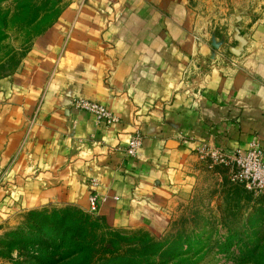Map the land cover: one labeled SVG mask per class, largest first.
<instances>
[{
    "label": "crops",
    "instance_id": "1",
    "mask_svg": "<svg viewBox=\"0 0 264 264\" xmlns=\"http://www.w3.org/2000/svg\"><path fill=\"white\" fill-rule=\"evenodd\" d=\"M197 10L187 0H71L0 77V222L48 206L88 212L96 193L109 226L160 231L183 202H242L227 168L196 150L264 144V2L226 69L211 67L212 37H196ZM73 97L119 122L98 124L70 107ZM137 131L138 156L114 151Z\"/></svg>",
    "mask_w": 264,
    "mask_h": 264
},
{
    "label": "rangeland",
    "instance_id": "2",
    "mask_svg": "<svg viewBox=\"0 0 264 264\" xmlns=\"http://www.w3.org/2000/svg\"><path fill=\"white\" fill-rule=\"evenodd\" d=\"M17 2L5 0L1 3V12L8 13V17L6 25L0 26V77L13 74L21 67L40 33L58 14L68 9L71 0H23L32 5L28 14L18 10ZM187 2L198 9L202 18L204 27L196 34L198 41L207 42L209 36L212 37L210 41L213 42L216 59L211 61V67H236L238 61L235 58L242 56V37L248 33L242 28V23L254 19L257 8L264 0ZM234 7L237 8L235 11ZM212 12H215L214 18L206 20ZM81 101L100 103L84 97L70 100L71 108L94 117L78 107ZM106 110L117 119L112 124L119 122L116 115ZM136 134L144 139L140 131L132 134L131 138ZM128 146L129 143L124 148H114V151L134 158L125 155ZM244 192L246 195L242 194V202H207L206 195L198 202H183L176 208L170 223L160 231L141 227L115 228L101 220L99 215L90 214L89 210L86 212L70 206L19 211L0 222V264H45L35 257L51 244L46 239L54 236L61 212L72 209L88 215L96 223L99 234H104L106 240L116 238L122 246V249L103 252V259L121 255L123 248L136 244L140 239L153 238L169 252L162 257V260H167L170 256V262L165 261L168 262L166 264H264V191L259 194Z\"/></svg>",
    "mask_w": 264,
    "mask_h": 264
},
{
    "label": "trees",
    "instance_id": "3",
    "mask_svg": "<svg viewBox=\"0 0 264 264\" xmlns=\"http://www.w3.org/2000/svg\"><path fill=\"white\" fill-rule=\"evenodd\" d=\"M0 0V26L3 27L8 13L1 12ZM18 10L29 13L30 3L18 0ZM60 15L54 19L40 34L53 25ZM56 222L54 236L46 239L51 244L46 250L37 255L36 260L45 264H166L170 262L162 257L169 252L164 250L163 244L157 239H140L136 244H131L124 249V253L112 258H101L103 252L122 249L116 238L106 240L104 234L98 232L96 223L91 218L77 209L65 210ZM174 255H178L174 254ZM39 256V258H38ZM168 261V262H165Z\"/></svg>",
    "mask_w": 264,
    "mask_h": 264
},
{
    "label": "built area",
    "instance_id": "4",
    "mask_svg": "<svg viewBox=\"0 0 264 264\" xmlns=\"http://www.w3.org/2000/svg\"><path fill=\"white\" fill-rule=\"evenodd\" d=\"M78 107L94 115L98 123L111 125L117 121L110 112L102 105L81 101ZM143 138L141 135H134L125 155L135 157L141 148ZM196 155L201 161L211 165H221L228 169L229 180L234 185H240L250 193L259 194L264 191V144L254 139L249 143L247 150H235L228 152L219 146L202 144L196 150ZM100 199L97 194L89 197V213L98 216Z\"/></svg>",
    "mask_w": 264,
    "mask_h": 264
}]
</instances>
